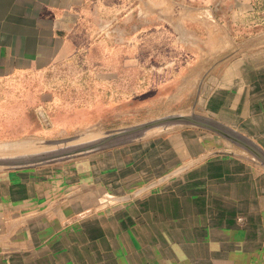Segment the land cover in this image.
I'll use <instances>...</instances> for the list:
<instances>
[{
  "label": "crops",
  "instance_id": "0c3cea01",
  "mask_svg": "<svg viewBox=\"0 0 264 264\" xmlns=\"http://www.w3.org/2000/svg\"><path fill=\"white\" fill-rule=\"evenodd\" d=\"M147 26L225 79L219 123L264 157V0H0V92L50 75L84 28L131 42ZM199 137L0 174V264H264V163Z\"/></svg>",
  "mask_w": 264,
  "mask_h": 264
},
{
  "label": "rangeland",
  "instance_id": "374dc122",
  "mask_svg": "<svg viewBox=\"0 0 264 264\" xmlns=\"http://www.w3.org/2000/svg\"><path fill=\"white\" fill-rule=\"evenodd\" d=\"M82 32L77 54L50 75L25 78L27 87L19 92H0L20 104L16 110L0 108V174L61 169L123 151L125 156L110 158L133 161L144 149L190 148L196 135L212 148L244 153L261 164L238 143L190 122L232 127L219 123L225 119L219 101L232 95L216 91L225 79L200 74L192 46L172 45L148 26L131 42L122 41L119 32L109 37L102 29ZM101 196L105 204L116 200Z\"/></svg>",
  "mask_w": 264,
  "mask_h": 264
},
{
  "label": "water",
  "instance_id": "95a60500",
  "mask_svg": "<svg viewBox=\"0 0 264 264\" xmlns=\"http://www.w3.org/2000/svg\"><path fill=\"white\" fill-rule=\"evenodd\" d=\"M190 122H193V124H197L198 126H201L203 128L210 129V130L228 138L229 140H232L233 142L238 143L239 145L246 148L250 153H252L256 158H258L262 163H264V157L255 148H253L251 145H248L247 143H245L241 139L237 138L236 136H234V135H232V134H230V133H228V132H226L220 128L211 126L209 124H205V123L198 122V121H192V120H190Z\"/></svg>",
  "mask_w": 264,
  "mask_h": 264
},
{
  "label": "bare ground",
  "instance_id": "6f19581e",
  "mask_svg": "<svg viewBox=\"0 0 264 264\" xmlns=\"http://www.w3.org/2000/svg\"><path fill=\"white\" fill-rule=\"evenodd\" d=\"M127 143H128V142H127ZM128 145H129V144H128ZM131 146H132V144H131ZM135 146H136V145H135ZM137 147H138V146H137ZM128 148H129V147H128ZM92 150H93V149H92ZM95 151H96V150H95ZM101 151H102V150H101ZM139 151H140V150H139ZM141 151H142V150H141ZM98 152H99V151H98ZM137 152H138V151H137ZM88 153L90 154L89 151H88ZM138 153H139V152H138ZM136 154H137V153H136ZM86 155H87V154H86ZM86 155H85V156H86ZM124 166H125V165H124ZM98 173H99V172H98ZM88 183H89V182H88ZM101 188H102V187H101ZM97 189H98V188H97ZM99 189H100V188H99ZM73 190H74V189H73ZM129 190H130V189H129ZM78 192H79V191H78ZM75 193H76V192H75ZM97 193H98V192H97ZM67 194H68V193H67ZM76 194H77V193H76ZM124 194H125V193H124ZM86 195H87V193H86ZM75 196H76V195H75ZM75 196H74V197H75ZM87 196H88V195H87ZM87 196H85V197H87ZM64 198H65V197H64ZM80 199H81V198H80ZM77 201H78V200H77ZM80 204H81V203H80ZM83 205H84V204H83ZM71 206H72V205H71ZM77 208H78V207H77ZM78 209H79V208H78ZM78 209H77V210H78ZM72 210H73V209H72ZM77 210H76V211H77ZM76 211H75V212H76Z\"/></svg>",
  "mask_w": 264,
  "mask_h": 264
}]
</instances>
